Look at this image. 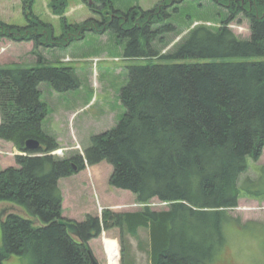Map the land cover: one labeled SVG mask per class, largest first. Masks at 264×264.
Instances as JSON below:
<instances>
[{"label":"trees","instance_id":"trees-1","mask_svg":"<svg viewBox=\"0 0 264 264\" xmlns=\"http://www.w3.org/2000/svg\"><path fill=\"white\" fill-rule=\"evenodd\" d=\"M83 1L97 16L69 23V1L50 0L52 13L63 23L64 34L57 36L54 26L34 13L35 0H24L28 24L0 19V38L33 42L40 63V47L66 46L87 32L110 31L126 58L162 61L129 65L120 96L126 108L122 118L91 138L85 156L63 158L51 154L61 144L44 128L49 107L41 85L49 83L59 93L79 89L75 68L0 64V139L25 152L16 155L17 165L4 168L0 159V202H13L27 214L10 211L0 219V264L12 255L28 257L29 264H90L89 242L112 228L132 235L148 229L151 264H232L225 226L248 224L229 210L243 194L264 198V167L258 179L240 183L249 159L259 161L264 152V0H193L199 9L206 2L225 8L222 24L195 25L166 52L173 41L167 36L184 32L177 17L183 18L186 0L127 11L116 9L113 0ZM243 18L250 22L249 37L229 26ZM186 58L205 61L177 62ZM30 139L40 146L28 148ZM103 161L113 167L111 186L132 191L142 208L88 214L77 222L79 238L61 223L74 220L63 216L59 182L87 163ZM156 199L168 208L154 209Z\"/></svg>","mask_w":264,"mask_h":264},{"label":"rangeland","instance_id":"rangeland-1","mask_svg":"<svg viewBox=\"0 0 264 264\" xmlns=\"http://www.w3.org/2000/svg\"><path fill=\"white\" fill-rule=\"evenodd\" d=\"M68 1L70 6L66 16L69 23H77L97 16L83 0ZM160 1L113 0L114 7L122 11H127L134 5L151 9ZM49 2L50 0H35L33 11L43 21L54 26L57 36H62L64 34L63 23L59 16L52 13ZM205 5L204 8L199 9L198 1L193 0H186L181 5L180 15L183 18L177 17V21L179 28L184 32L177 37L175 34L167 36V38L172 37L173 41L171 40L172 42L163 52L173 48L175 43L195 25L206 24L219 27L222 24V16L226 9H215L209 2ZM187 16L188 19H184ZM0 19L19 26L27 25L24 0H0ZM229 26L242 37H249L251 34L250 22L247 18L237 19ZM33 47V42H14L7 38H0V64L20 63L25 67L39 64L75 68L81 80L79 89L59 93L49 83L41 85L42 99L48 103L49 107V115L44 121V128L57 137L67 157L84 155L94 135L111 129L122 118L126 108L120 96L122 88L129 79L128 66L147 61L151 63L162 61V59L126 58L123 46L118 43L116 36L110 31L103 34L87 32L85 37L74 40L66 46L40 47L39 51L44 54L40 63L33 52ZM235 60H240V58ZM204 61L205 59L201 58H186L177 62ZM13 147L11 142L0 139V156L4 166L14 163L15 150L13 149L15 148ZM249 165V170L240 178L241 184L247 178L258 179L260 167H264V152L259 161L249 159ZM112 171V165L103 161L93 166L87 165L84 171L76 173L73 178H62L61 187L66 196L68 213L74 212L77 217L82 218L88 212L102 217L105 208L116 212L140 210L142 204L137 202L136 195L132 191L111 186L109 180ZM99 204L103 209L99 207ZM151 205L159 210L168 208V204L157 199ZM9 211L27 216L23 207L10 201L0 202V218ZM229 211L233 217H240L243 223L248 224L246 228H239L234 222H229L225 226L228 243L226 254L230 262L232 264H264V198L243 194L239 199V205ZM104 237L118 241L120 248L118 264H123V261L126 264H151L148 229L141 228L136 235L127 231L122 234L119 228L104 231L94 243V246L99 244L100 252L92 248L99 264H109ZM1 247L2 230L0 228ZM123 251L125 252L124 260ZM5 264H29V258L12 255L5 260Z\"/></svg>","mask_w":264,"mask_h":264},{"label":"bare ground","instance_id":"bare-ground-1","mask_svg":"<svg viewBox=\"0 0 264 264\" xmlns=\"http://www.w3.org/2000/svg\"><path fill=\"white\" fill-rule=\"evenodd\" d=\"M88 214H90V213H88ZM86 216H85V218L83 220L86 219ZM83 220H81V221H83ZM81 221L75 220L76 223L77 222H81ZM36 222L39 223V219H36ZM77 225H78V223H77ZM105 248H106V251H107L109 264H118L119 263V258H120V248H119L118 241L115 240V239L106 238L105 239Z\"/></svg>","mask_w":264,"mask_h":264},{"label":"water","instance_id":"water-1","mask_svg":"<svg viewBox=\"0 0 264 264\" xmlns=\"http://www.w3.org/2000/svg\"><path fill=\"white\" fill-rule=\"evenodd\" d=\"M90 4H92V0L89 1ZM40 146V142L35 139H30L27 141V147L30 149H36ZM1 219V218H0ZM61 223L67 226L68 231L74 235L80 238V231L79 227L76 222L68 221L66 219H62ZM90 264H99L98 261L95 259V257L92 254L91 257V263Z\"/></svg>","mask_w":264,"mask_h":264},{"label":"crops","instance_id":"crops-1","mask_svg":"<svg viewBox=\"0 0 264 264\" xmlns=\"http://www.w3.org/2000/svg\"><path fill=\"white\" fill-rule=\"evenodd\" d=\"M13 148H15V147H13ZM13 150H15V153L14 154H16V151H17V149L15 148V149H13ZM14 157H15V155H13ZM1 157V156H0ZM2 158V157H1ZM1 163H2V159H1ZM10 165H17L16 163H15V158H14V163L12 162V163H10V164H8V165H3V163H2V166L5 168V167H7V166H10ZM84 171V170H83ZM75 175H72V176H70V177H67V178H73ZM64 179V178H63ZM62 180V179H61ZM61 180H60V182H59V185H60V187H61ZM62 188V187H61ZM62 190H63V188H62ZM63 193H64V190H63ZM100 194V193H99ZM99 199H100V197L97 199L98 200V203H99ZM89 213V212H88ZM92 214V213H91ZM63 216L64 217H66V218H69V219H73V220H77V221H81V220H83L85 217L83 216L82 218H79V217H77L75 214H74V212H72V213H68V209H67V207H66V196H65V193H64V211H63ZM86 216V215H85ZM99 238V237H98ZM98 238H93L91 241H90V245H91V248H93V249H95L94 251H98V252H100V246H99V244H96L95 246H94V243L98 240ZM96 239V240H95ZM99 243V242H98ZM95 247V248H94ZM95 254H96V252H95ZM99 255V254H98Z\"/></svg>","mask_w":264,"mask_h":264}]
</instances>
